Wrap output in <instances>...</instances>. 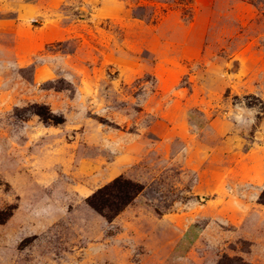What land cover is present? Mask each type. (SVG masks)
<instances>
[{
	"label": "rangeland",
	"instance_id": "374dc122",
	"mask_svg": "<svg viewBox=\"0 0 264 264\" xmlns=\"http://www.w3.org/2000/svg\"><path fill=\"white\" fill-rule=\"evenodd\" d=\"M0 219V264H264V0H0Z\"/></svg>",
	"mask_w": 264,
	"mask_h": 264
},
{
	"label": "trees",
	"instance_id": "16d2710c",
	"mask_svg": "<svg viewBox=\"0 0 264 264\" xmlns=\"http://www.w3.org/2000/svg\"><path fill=\"white\" fill-rule=\"evenodd\" d=\"M34 110L33 113L40 116L46 122L59 124L62 119H56L50 112ZM142 187L138 183L122 176L116 177L107 184L96 189L86 199V203L94 211L105 219L111 220L141 193ZM0 222L1 219H0Z\"/></svg>",
	"mask_w": 264,
	"mask_h": 264
}]
</instances>
